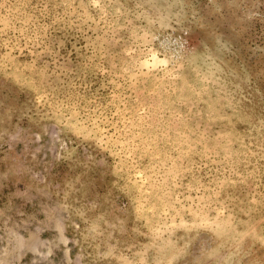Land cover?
Returning <instances> with one entry per match:
<instances>
[{
    "label": "rangeland",
    "instance_id": "rangeland-1",
    "mask_svg": "<svg viewBox=\"0 0 264 264\" xmlns=\"http://www.w3.org/2000/svg\"><path fill=\"white\" fill-rule=\"evenodd\" d=\"M0 264H264V0H0Z\"/></svg>",
    "mask_w": 264,
    "mask_h": 264
}]
</instances>
